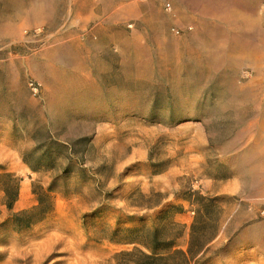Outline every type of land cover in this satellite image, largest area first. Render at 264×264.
<instances>
[{
	"label": "rangeland",
	"instance_id": "1",
	"mask_svg": "<svg viewBox=\"0 0 264 264\" xmlns=\"http://www.w3.org/2000/svg\"><path fill=\"white\" fill-rule=\"evenodd\" d=\"M263 202L264 0H0V264H264Z\"/></svg>",
	"mask_w": 264,
	"mask_h": 264
},
{
	"label": "trees",
	"instance_id": "2",
	"mask_svg": "<svg viewBox=\"0 0 264 264\" xmlns=\"http://www.w3.org/2000/svg\"><path fill=\"white\" fill-rule=\"evenodd\" d=\"M189 236L185 244V250H173L178 247L177 236L171 240H161L157 232H153V237L149 240L143 236H134L123 240V244L132 245L133 249L129 252L120 254L123 257L124 264H194L195 259L206 253L207 245L212 238L197 239L196 223H193L189 229ZM127 232H136L143 234L147 229L130 230Z\"/></svg>",
	"mask_w": 264,
	"mask_h": 264
},
{
	"label": "built area",
	"instance_id": "3",
	"mask_svg": "<svg viewBox=\"0 0 264 264\" xmlns=\"http://www.w3.org/2000/svg\"><path fill=\"white\" fill-rule=\"evenodd\" d=\"M165 9H166V11H170V9H171L170 5L169 4H166ZM172 31L176 35L179 33L178 30H176V29H173ZM30 87H32L33 88V91H35V88L33 87L32 84L30 85ZM261 215H264V202H263V208L261 210Z\"/></svg>",
	"mask_w": 264,
	"mask_h": 264
}]
</instances>
